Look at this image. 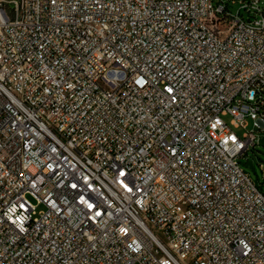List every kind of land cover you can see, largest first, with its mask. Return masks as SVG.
I'll return each mask as SVG.
<instances>
[{
  "label": "built area",
  "instance_id": "1",
  "mask_svg": "<svg viewBox=\"0 0 264 264\" xmlns=\"http://www.w3.org/2000/svg\"><path fill=\"white\" fill-rule=\"evenodd\" d=\"M247 119L264 0H0V264H264Z\"/></svg>",
  "mask_w": 264,
  "mask_h": 264
},
{
  "label": "rangeland",
  "instance_id": "2",
  "mask_svg": "<svg viewBox=\"0 0 264 264\" xmlns=\"http://www.w3.org/2000/svg\"><path fill=\"white\" fill-rule=\"evenodd\" d=\"M226 1V0H225ZM230 10L233 14H236L238 9V3L231 5ZM245 18V15H243ZM224 121L229 123L230 117L225 116L223 117ZM246 129L241 127L233 128L234 133L237 136H241L244 132L254 131V135L256 138V144L254 147H250V149L244 154L241 158H239V165L241 170L248 175L250 180L254 183L256 187L264 194V130L257 129L253 126V121L247 119L245 121ZM250 166V167H247ZM29 202L31 205L36 206V213L43 211V206L38 205L36 200L28 197Z\"/></svg>",
  "mask_w": 264,
  "mask_h": 264
},
{
  "label": "bare ground",
  "instance_id": "3",
  "mask_svg": "<svg viewBox=\"0 0 264 264\" xmlns=\"http://www.w3.org/2000/svg\"><path fill=\"white\" fill-rule=\"evenodd\" d=\"M179 264H188L186 259H179Z\"/></svg>",
  "mask_w": 264,
  "mask_h": 264
},
{
  "label": "water",
  "instance_id": "4",
  "mask_svg": "<svg viewBox=\"0 0 264 264\" xmlns=\"http://www.w3.org/2000/svg\"><path fill=\"white\" fill-rule=\"evenodd\" d=\"M247 167H250V166H247Z\"/></svg>",
  "mask_w": 264,
  "mask_h": 264
}]
</instances>
